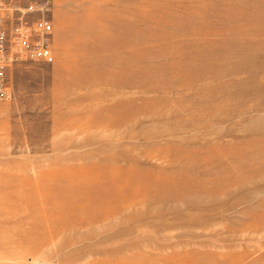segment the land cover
<instances>
[{"label":"rangeland","instance_id":"rangeland-1","mask_svg":"<svg viewBox=\"0 0 264 264\" xmlns=\"http://www.w3.org/2000/svg\"><path fill=\"white\" fill-rule=\"evenodd\" d=\"M8 2L33 19L101 4ZM196 4L148 0L147 58L115 80L11 68L0 264H264V0Z\"/></svg>","mask_w":264,"mask_h":264},{"label":"crops","instance_id":"crops-1","mask_svg":"<svg viewBox=\"0 0 264 264\" xmlns=\"http://www.w3.org/2000/svg\"><path fill=\"white\" fill-rule=\"evenodd\" d=\"M98 1L101 4L92 7L99 15L91 20L82 14L73 15L68 11H57L48 19L53 27V68L59 70L60 67H68L67 71L71 72L69 67H76L75 73L83 81L115 80L117 68L121 72L123 67L125 72L127 67L130 72L132 59L141 61L147 58L148 0H135L134 3L130 0H123V3L121 0ZM201 1L208 0H193L195 6L191 8H200L196 3ZM169 9H174L173 4L166 7V10ZM105 12L107 17L104 16ZM91 22L99 24L98 36L91 37L90 33H84L85 27L91 25ZM161 32L215 34L222 31L217 28L176 30L164 27ZM92 39L97 42L91 43Z\"/></svg>","mask_w":264,"mask_h":264},{"label":"built area","instance_id":"built-area-1","mask_svg":"<svg viewBox=\"0 0 264 264\" xmlns=\"http://www.w3.org/2000/svg\"><path fill=\"white\" fill-rule=\"evenodd\" d=\"M35 12L32 5L20 9L8 0H0V103L11 102L15 97L9 71L16 63H54L52 24L45 17L31 18Z\"/></svg>","mask_w":264,"mask_h":264}]
</instances>
